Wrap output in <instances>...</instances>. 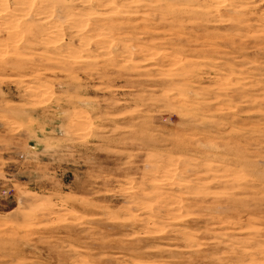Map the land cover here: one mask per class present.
Here are the masks:
<instances>
[{"label":"rangeland","instance_id":"374dc122","mask_svg":"<svg viewBox=\"0 0 264 264\" xmlns=\"http://www.w3.org/2000/svg\"><path fill=\"white\" fill-rule=\"evenodd\" d=\"M0 264H264V0H0Z\"/></svg>","mask_w":264,"mask_h":264},{"label":"bare ground","instance_id":"6f19581e","mask_svg":"<svg viewBox=\"0 0 264 264\" xmlns=\"http://www.w3.org/2000/svg\"><path fill=\"white\" fill-rule=\"evenodd\" d=\"M109 7V6H108Z\"/></svg>","mask_w":264,"mask_h":264}]
</instances>
